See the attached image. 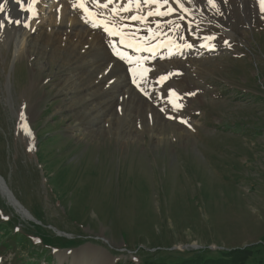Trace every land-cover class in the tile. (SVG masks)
I'll return each instance as SVG.
<instances>
[{"label": "rangeland", "instance_id": "rangeland-1", "mask_svg": "<svg viewBox=\"0 0 264 264\" xmlns=\"http://www.w3.org/2000/svg\"><path fill=\"white\" fill-rule=\"evenodd\" d=\"M57 1L38 6L45 22L73 3ZM200 1L185 3L193 11ZM1 4L0 181L28 213L0 184V222L11 217L13 234L26 239L3 250L0 264H82L87 254L105 264H172L215 248H253L250 261L264 260V62L242 60L257 41L264 52L259 0L234 2L245 57H203L164 90H141L144 99L132 88L126 101L101 100L94 110L78 103L90 76L77 53L43 38L19 57L27 13ZM71 72L75 90L61 86ZM167 94L185 97L183 108L161 106Z\"/></svg>", "mask_w": 264, "mask_h": 264}, {"label": "bare ground", "instance_id": "bare-ground-1", "mask_svg": "<svg viewBox=\"0 0 264 264\" xmlns=\"http://www.w3.org/2000/svg\"><path fill=\"white\" fill-rule=\"evenodd\" d=\"M2 1L3 0H0V6H2ZM168 2L169 3L165 5L166 8L162 11L169 13V11L172 10L171 15H180V17L174 18L166 26V29L171 34L170 39L172 42L169 37H167V34H163V27H153L154 14L149 15V13L160 12L159 6L155 3L144 2L139 9V15L148 17L152 30L150 34L151 37L162 34L164 39L159 42L171 45L169 48V55L187 52L186 56H190L193 53V48L200 42L196 39L186 38V34H190L191 32L193 23L185 19V16L187 15L185 8L177 6L174 2ZM13 3L17 5L20 11L22 10L21 5L17 4L16 0H13ZM37 3L38 0H29L27 3L23 2L24 7H31L32 10ZM81 4L87 6L90 11L101 15L103 20L110 25H118L125 16L123 12L124 6L112 4L107 5V8H105L101 5L100 1L98 5L96 0H73V3L69 6L63 5V8H58L60 6H56V9L53 8L54 10H51V16L47 17L46 22L44 21L45 18H42L41 15H36L32 11L30 13V26H22L18 33L17 53L19 57H22L32 41H43L41 40L43 38L60 48L74 51L71 53H77V56L74 57L77 60L76 62L80 65L81 69L88 70L87 72L90 76L87 85L82 88L83 90L79 88L83 94L86 92L80 102H78L80 105L85 106L82 107L83 109L94 110L95 106L101 104V100H107L109 98L111 100L123 98L122 101H126V99L133 93V89L127 84L126 77H128V75L135 77L138 72H151L157 66H166L171 67L172 69L191 65L189 60H171L163 58L159 63L154 61L148 64H136L128 58H122L120 50L115 43V39L104 34L103 24L99 25V22L94 21L89 12H84L81 8ZM151 6L156 7L157 10H152L150 8ZM113 9L116 11H113ZM189 43L193 45L191 49L187 47V44ZM128 53L129 52H124V55L127 56ZM155 53L156 51L152 52V54ZM66 59L68 62L73 61V58L70 56ZM162 62L165 65H161ZM154 66L156 67L153 68ZM144 69H147V71H144ZM86 71L84 72L85 74ZM77 77L78 75L76 73L71 72L62 82L61 86L63 88L65 86H70V89L75 90V82L78 81ZM76 93L77 95L81 94V92ZM136 97L138 96L136 95ZM116 104L117 102L110 106V108H113ZM0 184L5 191V188L7 187L2 181H0ZM10 198L12 200L14 199L12 195ZM16 205L23 212H27L17 201ZM87 255L80 260V262H83L82 264H93V262H96L97 264H105V261L101 258L96 259V254ZM85 257H88V261Z\"/></svg>", "mask_w": 264, "mask_h": 264}, {"label": "trees", "instance_id": "trees-1", "mask_svg": "<svg viewBox=\"0 0 264 264\" xmlns=\"http://www.w3.org/2000/svg\"><path fill=\"white\" fill-rule=\"evenodd\" d=\"M11 218V217H10ZM8 220L4 222H0V239L3 238L4 241L0 242L1 244L8 245V242H15L18 245H22L26 242L25 237L23 236V232H14L13 226V220L8 222ZM9 224H12L10 226ZM16 237H13L15 236ZM8 239V240H5ZM198 252V253H197ZM197 257L191 258L189 260H184L172 264H264V260H259L257 262H251L250 258L252 255H255V249L253 248H233V249H223V250H211V249H204L197 251ZM43 253L39 254L37 253L36 256H42ZM39 262V261H38ZM37 262V263H38ZM27 264H35V262H28ZM160 264H165L161 262Z\"/></svg>", "mask_w": 264, "mask_h": 264}, {"label": "snow or ice", "instance_id": "snow-or-ice-1", "mask_svg": "<svg viewBox=\"0 0 264 264\" xmlns=\"http://www.w3.org/2000/svg\"><path fill=\"white\" fill-rule=\"evenodd\" d=\"M144 2H145V3H160V0H144ZM16 3L21 5L22 11H25V12H27V13H29V14L32 12V8H31V7H24L23 0H16ZM96 3L99 5V0H96ZM107 3H113V0H107ZM107 3L104 4L103 7L107 8ZM129 3L131 4V0H129ZM136 3H137V5H138V4H139V0H136ZM164 3L167 4V3H168V0H164ZM161 6H163V5H161ZM181 7H183V5H181ZM81 8H82V10H83L84 12H90V9H89L87 6H84L83 4H81ZM128 10H130V9H128V8H125V9H124V11H128ZM259 10H260L261 13H264V0H259ZM4 11H5L4 7L0 6V13H3ZM113 11H116V10L113 9ZM171 11H172V10L169 11V14H171ZM153 14H155V15H159V16H163V15H165V13H163V12H156V13H151V12H150V13H149V15H153ZM98 15H99V14H97V16H98ZM34 18H35V17H34ZM132 19H140V20H143L142 17H136V16L132 17ZM7 22H8V23H14V24H16V25H20V24H21V21H20L19 19L12 20L10 17H9V19H8ZM4 23H5V22H4L3 20H0V28L4 27ZM23 26H24V27H29L30 25H29L28 23H25ZM103 27L108 28V30H109L113 35H119V34H120V30H119V29H116V30L113 31V29H112L107 23H106ZM156 27L159 28V27H160V24L158 23V24L156 25ZM148 31H149V33L152 32L151 29H148ZM203 39H204L205 41H211V40H214L215 37H214V36H207V37H204ZM129 47H131V45H129ZM187 47H188L189 49H191V48L193 47V45H191V44L189 43V44H187ZM201 47H207V48H209V49H214L215 45H211V44L205 43V44H202ZM144 50H147V49H144ZM144 71H147V69H144ZM166 77L169 78V76H166ZM166 81H167V80H165L164 82H166ZM172 91H174V90H172ZM180 99H182V97L179 96V95L177 94V101H176V103L179 104V107L177 108V111H179V110H181V109L183 108V104L178 102ZM170 118H172V117H170ZM180 122L187 123V122H186L185 120H183V119H181Z\"/></svg>", "mask_w": 264, "mask_h": 264}, {"label": "water", "instance_id": "water-1", "mask_svg": "<svg viewBox=\"0 0 264 264\" xmlns=\"http://www.w3.org/2000/svg\"><path fill=\"white\" fill-rule=\"evenodd\" d=\"M9 194H11V192H9L8 190H6ZM10 198V197H9ZM15 199V198H14ZM18 202V201H17ZM19 203V202H18ZM188 247H193V246H188Z\"/></svg>", "mask_w": 264, "mask_h": 264}]
</instances>
